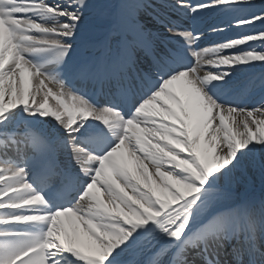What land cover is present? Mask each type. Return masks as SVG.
Here are the masks:
<instances>
[{
    "label": "snow or ice",
    "instance_id": "snow-or-ice-1",
    "mask_svg": "<svg viewBox=\"0 0 264 264\" xmlns=\"http://www.w3.org/2000/svg\"><path fill=\"white\" fill-rule=\"evenodd\" d=\"M0 264H264V0H0Z\"/></svg>",
    "mask_w": 264,
    "mask_h": 264
},
{
    "label": "bare ground",
    "instance_id": "bare-ground-1",
    "mask_svg": "<svg viewBox=\"0 0 264 264\" xmlns=\"http://www.w3.org/2000/svg\"><path fill=\"white\" fill-rule=\"evenodd\" d=\"M260 69L256 70V79L254 80V82L250 85V87H252L253 89H255L256 91H259V84H260V80H259V74H260Z\"/></svg>",
    "mask_w": 264,
    "mask_h": 264
},
{
    "label": "rangeland",
    "instance_id": "rangeland-1",
    "mask_svg": "<svg viewBox=\"0 0 264 264\" xmlns=\"http://www.w3.org/2000/svg\"><path fill=\"white\" fill-rule=\"evenodd\" d=\"M49 103H50V104H54L55 101H54V100H50Z\"/></svg>",
    "mask_w": 264,
    "mask_h": 264
}]
</instances>
